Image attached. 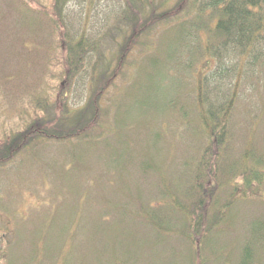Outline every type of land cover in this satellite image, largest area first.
Wrapping results in <instances>:
<instances>
[{
  "label": "trees",
  "instance_id": "1",
  "mask_svg": "<svg viewBox=\"0 0 264 264\" xmlns=\"http://www.w3.org/2000/svg\"><path fill=\"white\" fill-rule=\"evenodd\" d=\"M52 8L65 45L60 98L35 99L28 117L3 130L0 119V178L51 175L54 201L28 215L0 195V264L84 263L68 236L83 201L78 187L86 188L75 171L96 163L116 170L95 157L107 153L145 182L150 204L123 199L148 219L142 225L157 248L172 231L188 264H220L211 233L236 202L264 197V0H52ZM163 81L167 117L145 121L143 136L162 125L140 141L123 136L121 123L130 121V132L135 124L127 109L145 106ZM25 190L40 198L39 188ZM125 211L112 215L132 217ZM259 250L227 253L224 262L264 264Z\"/></svg>",
  "mask_w": 264,
  "mask_h": 264
},
{
  "label": "rangeland",
  "instance_id": "2",
  "mask_svg": "<svg viewBox=\"0 0 264 264\" xmlns=\"http://www.w3.org/2000/svg\"><path fill=\"white\" fill-rule=\"evenodd\" d=\"M53 19L52 0H0L2 130L15 120L28 117L35 99L42 96L52 102L60 98L59 86L65 77L63 60L65 45ZM163 82L150 94L153 98L145 106L135 103L127 109L129 113H126V116L135 118V124L133 131L130 132L129 126L132 123L122 122L121 130L125 128L122 131L123 136L133 135L134 139L140 141L144 137H151V134H145L152 133L153 129H157V125H162L161 122L153 125V128L150 127L143 136L145 121L150 123L152 117L163 113L165 118L167 117L169 108L165 103L169 97V81ZM139 127L143 129L139 131ZM162 137L164 140L169 138L168 134ZM153 145H157L156 140ZM138 151L133 150L132 156ZM171 155L177 161L181 157L178 153ZM113 156L120 157L110 153L97 154L95 157L104 159L109 164H116V170L107 169L96 163L94 168L87 171L82 168L75 171L74 178L86 185V188L78 187L83 193V201L75 205L74 217L68 230V236L75 240L73 250L75 260L87 264H188L190 252L186 251L187 248L179 235H172V231H169V234L165 233L167 239L163 240L161 248H157L154 242L155 235L145 232L142 224L148 219L142 214L135 217L131 210L132 201L123 199L132 196L150 204L152 199L146 196L145 182H142L138 175H132L135 172L127 170L126 164H122L119 159L112 161ZM124 158L127 159L126 154ZM120 165H124V168L123 166L120 168ZM111 170L116 171V174ZM23 178H26L25 181H22ZM35 179L34 175H27L25 170L12 180L1 177L0 195L4 196L2 202H10L13 208L23 210L28 215L32 208L53 204L54 198L48 192L52 176L48 175L49 184L42 179L35 183ZM10 187L12 192L13 190L17 192L16 196L11 197L6 192ZM28 187L39 188L40 198L37 199V194L24 191L28 190ZM18 191L22 192L21 196ZM236 203L238 204L211 233L210 239L214 240L211 249L221 251L218 257L220 264H227L224 261L228 254L232 257L243 249H260L258 254L264 259V197L262 200L249 199ZM120 206L126 213L129 211L132 217L127 215L120 217L118 213L112 215L113 210ZM146 206L148 208V205ZM83 237L88 240L85 245ZM150 237L153 238V246L152 244L146 246V241Z\"/></svg>",
  "mask_w": 264,
  "mask_h": 264
}]
</instances>
